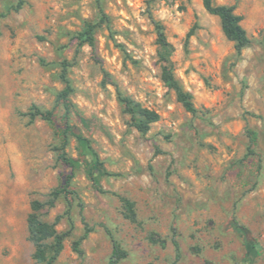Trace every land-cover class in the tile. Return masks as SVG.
<instances>
[{
  "label": "rangeland",
  "instance_id": "rangeland-1",
  "mask_svg": "<svg viewBox=\"0 0 264 264\" xmlns=\"http://www.w3.org/2000/svg\"><path fill=\"white\" fill-rule=\"evenodd\" d=\"M213 2L242 17L250 42L240 52L201 0H0V264H45L27 228L34 200L66 233L52 264H108L112 239L127 251L118 264H168L172 226L176 264H264V0ZM153 20L194 113L161 80ZM87 22L93 48L77 44ZM64 61L69 121L90 145L70 137L73 166L58 158ZM118 93L159 114L146 133ZM33 106L52 109L51 120L32 118ZM58 187L68 192L53 198Z\"/></svg>",
  "mask_w": 264,
  "mask_h": 264
},
{
  "label": "trees",
  "instance_id": "trees-1",
  "mask_svg": "<svg viewBox=\"0 0 264 264\" xmlns=\"http://www.w3.org/2000/svg\"><path fill=\"white\" fill-rule=\"evenodd\" d=\"M204 9L219 18L220 26L223 34L229 40L234 42L235 48L238 52L246 47L250 39L247 36L245 28L241 25L242 17L234 12V6L227 4H216L213 0H201ZM3 16V14H0ZM105 16V15H104ZM153 24L156 31V41L159 46V59L164 63L161 68V80L166 86L173 89L176 94V99L179 101L184 109L188 112H195V105L193 103L192 95L188 91H185L180 85L179 81L175 77L171 67L168 64V57L170 54V44L166 39L163 26L156 20H153ZM94 28L95 25L87 22L83 29L77 33L78 46L84 44L89 45L91 48L94 47ZM67 66L68 63L64 61L62 63L61 69V79L64 83V87L57 93V101H60L64 107V127L60 130V142L61 145L58 149V158L64 163L73 166L72 161L67 157L65 152V147L67 146L69 139L73 136L80 145H85L90 148L89 140L84 137L79 131H76L69 121V113L71 111L72 103L69 99V95L72 91V87L67 77ZM118 98L124 107V111L130 115L131 124L140 133L144 134L149 130L150 124L156 122L159 119V114L151 109L141 106L139 103L135 102L129 96L122 95L118 93ZM53 115L52 109L42 110L36 106L32 107L30 111V116L32 118L39 116L42 119L50 121ZM248 135V146L247 155L254 153V146L256 143V134L253 130L247 129ZM99 161L96 158L94 161V167L99 168ZM92 180L95 185H97L94 176ZM100 188V187H99ZM102 190V189H100ZM68 192L67 187H58L52 191L53 198L58 197L60 194H65ZM124 207L126 210L125 216L127 218H134L133 203L128 199H122ZM47 203L41 202L39 200H34L31 202V212L27 217V228L29 232V238L34 244L33 258L39 262H45V264H52V262L57 257L58 253L62 249V240L66 233H58L55 229V223H50L39 218L38 211L44 207ZM49 205L52 201L48 202ZM232 223L236 227H241L238 222L233 218ZM243 228V227H241ZM89 229H86L84 234L79 237L73 243V249L79 254H82V250L79 244L82 239L85 238ZM171 243L174 248V258L168 264H176L180 259V247L176 239L175 227H171ZM149 239L153 243H158L160 245L165 244V239L160 237L158 234L152 233ZM127 256V251L123 249L120 244L112 239V249L108 258V264H118L119 261Z\"/></svg>",
  "mask_w": 264,
  "mask_h": 264
}]
</instances>
